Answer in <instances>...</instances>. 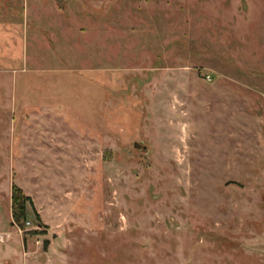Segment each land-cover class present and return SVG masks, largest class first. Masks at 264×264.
Returning a JSON list of instances; mask_svg holds the SVG:
<instances>
[{
	"label": "rangeland",
	"instance_id": "obj_1",
	"mask_svg": "<svg viewBox=\"0 0 264 264\" xmlns=\"http://www.w3.org/2000/svg\"><path fill=\"white\" fill-rule=\"evenodd\" d=\"M0 264H264V0H0Z\"/></svg>",
	"mask_w": 264,
	"mask_h": 264
},
{
	"label": "trees",
	"instance_id": "obj_2",
	"mask_svg": "<svg viewBox=\"0 0 264 264\" xmlns=\"http://www.w3.org/2000/svg\"><path fill=\"white\" fill-rule=\"evenodd\" d=\"M27 205L31 206V201L29 197L25 196L20 188L16 186H12L11 188V217H12L13 224H16L18 227H21L20 226L21 222L24 221L26 218Z\"/></svg>",
	"mask_w": 264,
	"mask_h": 264
},
{
	"label": "water",
	"instance_id": "obj_3",
	"mask_svg": "<svg viewBox=\"0 0 264 264\" xmlns=\"http://www.w3.org/2000/svg\"><path fill=\"white\" fill-rule=\"evenodd\" d=\"M133 147L136 148V149L141 148V146H140L138 143H134V144H133Z\"/></svg>",
	"mask_w": 264,
	"mask_h": 264
},
{
	"label": "crops",
	"instance_id": "obj_4",
	"mask_svg": "<svg viewBox=\"0 0 264 264\" xmlns=\"http://www.w3.org/2000/svg\"><path fill=\"white\" fill-rule=\"evenodd\" d=\"M10 197H11V193H10Z\"/></svg>",
	"mask_w": 264,
	"mask_h": 264
}]
</instances>
